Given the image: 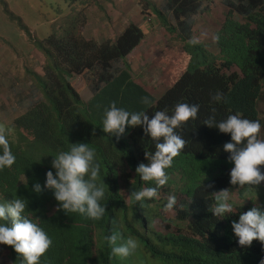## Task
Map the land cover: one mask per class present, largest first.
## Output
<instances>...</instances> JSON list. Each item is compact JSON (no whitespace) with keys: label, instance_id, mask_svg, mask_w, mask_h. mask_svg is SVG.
I'll use <instances>...</instances> for the list:
<instances>
[{"label":"trees","instance_id":"obj_1","mask_svg":"<svg viewBox=\"0 0 264 264\" xmlns=\"http://www.w3.org/2000/svg\"><path fill=\"white\" fill-rule=\"evenodd\" d=\"M103 1L79 0L80 7L69 4L67 24L41 41L28 38L43 58L40 71L28 73L40 99L28 104L13 120L15 138L10 142L16 163L0 171V202L15 195L28 201L25 214L53 240L41 264H260L264 246L253 241L250 248L239 247L231 227L254 200L236 205L237 213L223 219L208 211L213 193L232 187L229 173L233 165L223 150L230 135L209 128L203 121L215 108L217 120L240 112L264 124L260 107L264 102V0H225L228 13L214 32L220 37L218 42L214 40L216 54L202 42L191 43L196 39L194 18L203 11L201 0H164L162 8L140 0L142 14L154 16L169 39L159 48L162 52L155 55L152 65L155 73H160L163 65L168 69L167 89L159 98L131 75L132 53L144 39L138 26L129 24L114 41L97 43L84 37L88 7ZM168 50L176 54L167 56ZM73 77L93 82L94 92H99L95 103L86 104L81 99L70 82ZM217 90L227 103L210 102V94ZM145 96L154 104L143 105L141 98ZM112 102L150 115L173 109L178 102L200 106L197 119L179 130L186 147L167 170L169 182L159 190V199L141 205L129 198L132 191L154 186L142 182L135 168L147 163L146 153L154 152L155 144L140 127L126 129L119 141L103 133L104 112ZM70 143H88L102 165L109 191L104 201L107 213L99 222L56 211L51 192L37 194L32 190L33 184H44L52 156L68 150ZM233 190H238L241 198L249 189ZM171 194L177 196L178 204L165 211ZM258 199L264 203V197ZM114 226L125 238L138 241L135 253L123 260L110 259L104 239ZM1 247L8 264H20L10 246Z\"/></svg>","mask_w":264,"mask_h":264},{"label":"clouds","instance_id":"obj_2","mask_svg":"<svg viewBox=\"0 0 264 264\" xmlns=\"http://www.w3.org/2000/svg\"><path fill=\"white\" fill-rule=\"evenodd\" d=\"M147 14L150 13L144 12L142 15ZM150 16L148 23H152V17L155 18L151 14ZM169 20L175 25L172 17ZM195 23L196 20L193 32ZM194 37L196 38L195 34ZM213 38L216 42L220 39L219 35L214 34ZM199 42L201 41L197 38L191 41L193 45ZM214 47L216 49L215 45ZM210 102L222 104L227 103V100L217 90L210 94ZM141 103L150 106L154 101L145 96L141 98ZM199 111L198 104L186 102H178L173 109L157 110L151 115L148 111H129L118 107L116 102H112L105 109L102 131L109 134L110 138L115 137L119 141L127 134L126 129L140 127L155 144V151L146 153L147 163H140L135 168L136 175L142 182L152 183L154 186L132 191L129 197L131 201L143 205L145 201L159 199V190L169 182L167 170L172 168L174 159L186 147L187 141L179 130L189 121L196 120ZM203 122L209 128L215 127L221 133L230 135V142L223 145V150L229 154L228 162L233 165L229 173L232 187L215 191L208 211L216 218L223 219L237 213L236 205H247L254 200L253 206L247 211H241L238 220L232 221L231 227L239 247L250 248L253 241L264 246V203H260L258 197L243 201L239 191L233 190V187L258 189L264 185V124L258 119L245 118L240 112L217 120L215 108L211 109V114ZM10 138H15V129L0 123V171L10 169L16 163ZM52 157L51 168L45 173L44 184H33V192H51L57 202L56 211H62L65 215L77 214L94 222L104 219L107 213L104 201L109 187L102 178V165L98 162L95 149L88 143H70L68 150L60 151ZM233 192L244 203L236 204ZM177 204V196L171 194L164 210H173ZM27 208L28 201L17 195L0 202V245L10 246L17 254L20 264H41V258L52 247L53 240L39 223L25 214ZM104 239L110 248V259H126L139 246L136 239L125 238L116 226ZM260 264H264V259H261Z\"/></svg>","mask_w":264,"mask_h":264},{"label":"rangeland","instance_id":"obj_3","mask_svg":"<svg viewBox=\"0 0 264 264\" xmlns=\"http://www.w3.org/2000/svg\"><path fill=\"white\" fill-rule=\"evenodd\" d=\"M2 1L3 3L0 1V123L12 127L14 118L24 113L28 108V104L33 103L38 98L40 99V93L36 90L28 75L29 72H39L43 64V58L35 50L33 40L36 42L41 41L57 31L60 26L67 24V17L71 14L70 5L80 7L81 4L78 2L79 0ZM152 1L158 8H162L165 4L164 0ZM201 2L203 11L200 16L194 18L196 20L194 34L197 40L207 46V50L216 54L213 34L220 28L221 22L228 13V8L225 6V0H201ZM125 13L127 14V12ZM128 14L127 19H130L132 10ZM141 16V27L144 29L146 38L153 36L154 38L159 37L169 40L155 18L152 17V23H148L147 19L151 17L150 14L146 16L141 14ZM15 18L21 21L24 29L21 28ZM234 19L242 20L237 15H234ZM92 20L95 22L96 19L93 18ZM91 27L92 25L88 26V31L91 30ZM84 33L87 34V32ZM97 39L102 40L105 38ZM150 39H147L142 47L137 49L134 56L132 55L131 75L134 79L144 83L147 89L158 98L160 93L165 92L167 82L158 78L160 74H151V72H154L152 65L155 56L149 55L146 50H152L155 42L152 44ZM168 51H165L167 56L176 54H171L172 51ZM162 67L161 72L165 69L164 65ZM80 81L84 82L81 77L70 80L74 88L79 89V91H81L80 84H78ZM90 88V84L85 82L82 92L84 98L91 95ZM260 107L261 114L264 116V102ZM233 194L236 198V204L244 203L240 201L237 193L233 192ZM257 197H264V185H261L258 189L252 188L246 191L242 194L241 199L247 201L250 198ZM256 203L259 202L256 201ZM0 264H8L6 252L2 250L1 245Z\"/></svg>","mask_w":264,"mask_h":264},{"label":"crops","instance_id":"obj_4","mask_svg":"<svg viewBox=\"0 0 264 264\" xmlns=\"http://www.w3.org/2000/svg\"><path fill=\"white\" fill-rule=\"evenodd\" d=\"M146 1H148L150 4L156 6L152 0H146ZM164 6H165V4H164ZM156 7L158 8V6H156ZM130 10H132V17H130V19H127V17H129L128 13ZM141 11H142V9H141L140 0H104L103 2L93 4V5L88 7V10L85 13L86 26H85L84 30H85V32H87V34L84 33V37L87 39L95 40L97 43L103 42L105 40L114 41L118 34H120L129 24L133 23L136 26H138L142 30V32L144 33V39L141 42V45H139V47H142V45L147 41V39L151 38L150 41L152 42V44L155 42L153 45L154 47L150 51L146 50V52L152 56H155L156 54L159 55L160 54L159 52L161 51L159 48H161V46L164 42L166 44V41L164 40V38H159V37L154 38L153 36L146 38L144 29L141 27V18H142ZM125 12H127V14ZM93 18L96 19L95 22H93V20H92ZM91 25H92L91 30L88 31V26H91ZM116 31H117V33H116ZM97 38H105V39L100 40ZM112 38H114V39H112ZM139 47L136 48L135 52H137V49ZM135 52L132 53L133 56L135 55L134 54ZM131 69H132V61H131ZM159 72L160 73L151 72V74H154V73L160 74L158 78L162 79L164 81H167L166 74L168 72V69L166 68V66H165V69L163 70V72H161V70ZM74 78H77V77H73L71 80H73ZM82 80L84 82H82V81L78 82V84H80V90L81 91H79V89L75 88L76 91L79 93L81 99L86 104L95 103L96 99L98 98L97 94L99 92H96V93L94 92L95 86H94L93 82H91V80L87 79L88 80L87 81L86 77L85 78L83 77ZM85 82L87 84H90V87H91L90 88L91 95H89L86 98H84L82 95ZM103 87H104V85H103ZM166 89H167V87H166ZM163 93H164V91L159 94V97L162 96ZM152 95H153V97H155L154 94H152Z\"/></svg>","mask_w":264,"mask_h":264}]
</instances>
